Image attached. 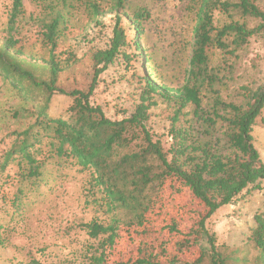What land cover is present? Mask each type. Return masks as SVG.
<instances>
[{
    "label": "trees",
    "instance_id": "obj_1",
    "mask_svg": "<svg viewBox=\"0 0 264 264\" xmlns=\"http://www.w3.org/2000/svg\"><path fill=\"white\" fill-rule=\"evenodd\" d=\"M45 9L48 13L42 20V39L50 47V55L42 67L43 75L36 74L32 58H22L17 40L8 37L0 44V73L25 99L35 103L32 127L21 133L20 144L9 153V158L19 156L21 182L33 183L41 176L42 163L31 149L42 140L49 142L51 157L71 161L80 171H88L91 187L101 194L102 205L114 213L108 225L96 221L85 225L89 237L99 239L88 264H105L120 230L144 229L165 185L175 180L205 209L196 228L189 232L195 235L193 240L181 241L177 250L199 243L202 246L194 261L173 256L167 264H230L206 225L218 211L238 202L243 195L263 189L264 161L252 132L264 107V78L255 89L240 88L239 102L226 101L215 88L220 84L219 74L225 62L215 68L211 56L219 52L227 58L253 36L264 39V9L254 0H190L191 54L183 81L176 86L166 83L151 68L139 46L142 23L148 19L145 10L130 11L127 0H51ZM75 9L82 10L88 25H99L101 19L111 17L113 26L105 47L90 52L93 75L87 89L66 92L57 85L65 68L53 51ZM23 16V0H12L11 31ZM247 20L256 25L249 27ZM130 33H134L133 40ZM129 46L141 59L145 75L139 76L134 68L137 92L132 108L121 118L112 119L91 99L99 76L115 61L129 59ZM56 95L69 98L71 103L65 116L52 118L46 110ZM160 105H164L161 114L167 123L165 142L164 136L155 134L150 125L154 109ZM118 213L124 218H119ZM253 219L249 244L255 254L248 261L264 264V215L256 214ZM168 228L178 233L175 224ZM119 264L161 263L150 256Z\"/></svg>",
    "mask_w": 264,
    "mask_h": 264
},
{
    "label": "rangeland",
    "instance_id": "obj_2",
    "mask_svg": "<svg viewBox=\"0 0 264 264\" xmlns=\"http://www.w3.org/2000/svg\"><path fill=\"white\" fill-rule=\"evenodd\" d=\"M51 0H23L24 16L9 28L12 0H0V44L8 37L17 40L23 59L34 62L36 74L49 59L50 47L43 43L42 20ZM264 9V0H254ZM190 0H127L130 11L145 10L148 19L142 23L139 46L150 60L151 68L163 80L181 84L191 54L193 14ZM75 5H77L75 3ZM223 21V18H218ZM80 9L69 17L68 29L56 43L53 55L64 66L58 87L66 92L86 90L93 75L90 52L104 48L110 36L111 17L101 24H87ZM249 27L255 21L247 20ZM134 33H130L133 40ZM128 60L115 61L97 80L92 102L100 105L107 117L121 118L129 112L136 97V73L144 76L142 61L132 46L126 48ZM136 56V60L134 59ZM32 58V59H31ZM225 59V61H224ZM124 61V63H123ZM215 68L224 66L216 85L226 101L239 102L240 88L255 89L264 78V39L250 38L249 43L233 56L223 58L219 52L211 56ZM135 74V75H134ZM160 83V81H156ZM71 100L54 96L47 107L52 118L65 116ZM154 109L151 128L165 142L167 123L161 110ZM35 103L23 95L0 73V264H88L99 239L88 235L85 225L96 221L108 225L113 212L102 205L101 194L91 187L89 172L80 171L71 161L50 156L49 142L42 140L32 154L42 163L41 176L33 183L21 182L19 156L9 153L18 146L25 132L34 123ZM32 127V126H31ZM254 145L264 161V107L253 127ZM8 158V159H7ZM261 190L243 195L231 206L218 211L206 228L215 234L219 251L230 264H250L252 253L249 238L254 229V216L264 215V182ZM18 198L15 200V198ZM15 200V204L13 201ZM204 206L189 190L175 180L165 185L157 207L148 214L144 229L120 230V237L105 264H119L150 258L167 264L173 256L192 262L202 246L191 245L177 250L179 243L193 240L189 234L204 214ZM123 219L124 214L118 213ZM175 224L178 233L169 230Z\"/></svg>",
    "mask_w": 264,
    "mask_h": 264
}]
</instances>
